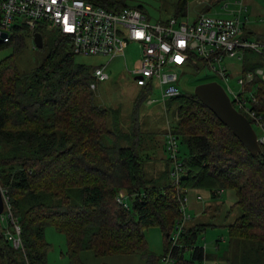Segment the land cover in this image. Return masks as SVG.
Returning a JSON list of instances; mask_svg holds the SVG:
<instances>
[{"label":"trees","instance_id":"obj_1","mask_svg":"<svg viewBox=\"0 0 264 264\" xmlns=\"http://www.w3.org/2000/svg\"><path fill=\"white\" fill-rule=\"evenodd\" d=\"M83 1L112 12L141 11L128 5L130 0ZM186 2L180 0L179 14H184ZM244 32L248 38L254 34L246 28ZM38 33L44 48L45 31ZM21 42L17 39L0 49ZM197 63L204 67L196 60L186 69L198 70ZM15 64L13 55L0 63V186L9 206L0 219V260L19 264L14 260L18 257L26 264H47V227L65 236L69 264H84L81 254L87 251L95 257L141 255L153 263L144 231L155 226L162 231L168 253L179 217L175 189L172 184L147 188L145 161L137 145L121 144L128 139L118 129L119 113H112L117 115L111 117L116 131H110L108 112L95 103L90 89L93 67L75 62L71 42L60 34L33 70L21 72ZM256 65L247 61L244 68ZM259 97L264 109V85ZM170 101L178 105V121L171 132L186 149L179 184L213 198L218 190L232 192L235 201L230 211L239 214L226 226L230 240L239 243L228 262L264 264V147L253 156L193 94ZM122 191L129 194L124 195L126 207L118 202ZM73 193L78 202L70 196ZM47 196L58 201L48 203ZM15 226L20 230L18 248L6 237L7 232L17 237ZM205 227L185 229L180 248L172 252L175 264L207 260L203 248L196 245ZM185 250L189 260L183 257Z\"/></svg>","mask_w":264,"mask_h":264},{"label":"built area","instance_id":"obj_2","mask_svg":"<svg viewBox=\"0 0 264 264\" xmlns=\"http://www.w3.org/2000/svg\"><path fill=\"white\" fill-rule=\"evenodd\" d=\"M221 9L227 18L201 13L192 23L180 22L175 17L151 22L139 9L112 12L83 0H0V46L21 39L24 31L33 38L39 29L51 27L69 39L75 56L109 59L105 65L93 68L94 83L90 89L94 91L97 82L109 79L106 71L109 62L122 54L129 43L136 44L140 49V59L130 75L135 85L144 91L145 97L159 90L163 103L181 95L176 87V69H186L189 62L199 60L221 81L217 83L225 90L233 107L250 122L262 148L264 109L259 92L264 85V41H251L246 37L247 7L243 0H224ZM247 53L260 58L261 68H244L247 61L252 63ZM225 60H236L241 64L236 79L237 91L230 86L234 64ZM145 97L143 101L148 105L157 101ZM165 138L167 158L171 162L169 176L178 186L184 176L178 139L170 130ZM224 193V190H218L215 196ZM188 198L177 188L175 200L179 218L174 225L168 253L162 258L164 264L174 263L172 252L180 248V238L191 221ZM4 202L6 210L8 202L5 199ZM118 202L124 204V198H119ZM14 228L17 237L8 232L6 237L18 248L20 232L17 226Z\"/></svg>","mask_w":264,"mask_h":264},{"label":"rangeland","instance_id":"obj_3","mask_svg":"<svg viewBox=\"0 0 264 264\" xmlns=\"http://www.w3.org/2000/svg\"><path fill=\"white\" fill-rule=\"evenodd\" d=\"M179 2L180 0H130L128 5L140 8L151 22L166 21L172 17H177L180 22L192 23L201 13L210 17L227 18L221 9L224 5V0H187L184 14L178 13ZM243 2L247 7V22L244 28L254 33L249 37V40L262 41L264 35V0H243ZM44 31V48H37L32 36L24 31L21 34V45H11L0 49V63L13 55L16 68L21 72H29L39 66L46 57L51 42L59 34L51 27L45 28ZM249 57L251 58V64H257L255 67L261 68L262 62L254 53H251ZM139 59L140 49L136 44L132 43H129L122 54L112 59L107 65L106 70L109 79L96 83V89L94 90L95 103L98 107L108 112L106 125L110 131H116L111 126V117L116 119L117 115L113 116L112 113H119L118 129L128 139L127 143L122 141L121 144L131 147L137 145L136 149L141 155L142 160L145 161L144 174L147 188H165L172 184L175 189V195L177 188L187 194L189 196L188 213L191 215V221L187 223L186 229L189 228L188 224L193 228L205 225V229L199 233L196 239V245L202 247L204 253L208 256L217 257L219 260L218 264H229L228 260L234 256L237 244L239 243L237 240H230L226 226L233 222L239 214L237 210L230 211L235 201L234 194L225 191L222 196L213 198L208 192H203L202 194L195 191L189 192L182 188L180 184L176 186L170 176H168V172L171 170V162L167 158L164 139H166L168 130L173 131L174 125L177 124L178 105L170 100H167L165 103L161 102L160 93L157 89L145 97L142 90L135 85L130 75L138 64ZM108 61L109 59L106 57L75 56V62L93 68L105 65ZM225 62L234 64L231 67L233 76L230 79V86L233 90L237 91L239 86L236 79L238 78L237 74L240 73L241 64L236 60H225ZM197 65L198 70L176 69L178 74L176 87L182 95L193 94L194 88L199 84L221 82L210 69L201 67L200 63H197ZM141 96L157 101L148 105L144 101H140ZM105 144L108 148L112 147L108 142H105ZM2 149L5 155L4 159L10 162V156L6 154L7 150L5 148ZM178 150L179 158L183 159L186 149L180 141H178ZM6 172L9 173V170L6 169ZM2 192L4 199L8 201L6 193ZM120 193H123L120 198H126L124 195L129 197L126 191ZM74 194H70V196H73V200L78 202L79 199L75 198ZM194 194H199L201 199L197 201L194 198L196 197ZM57 201V199H53L50 196L46 197V202L48 203H55ZM8 209L5 211H9ZM203 210L205 211L201 213ZM10 216L7 213V217ZM169 216L171 217V215ZM3 217H5L4 214L0 219L3 220ZM9 220L12 223V219ZM144 236L149 254H153L154 259H156L155 264H164L162 258L165 256V246L161 229L156 226L150 227L144 231ZM44 239L48 245L46 263L69 264L66 255L67 244L65 236L57 232L53 227H47L44 230ZM245 244L249 245L250 243ZM239 247H242V243L239 244L237 251ZM21 250L23 249L21 248ZM183 255L184 259H190L188 251H185ZM81 259L84 264H151L141 255L95 257L90 251L83 252ZM14 260L19 262V264H26L25 261L18 257L14 258ZM210 262L212 261L208 260L207 262V260H203L202 262H194V264H210ZM0 264L5 263L0 260ZM168 264H175V261Z\"/></svg>","mask_w":264,"mask_h":264},{"label":"water","instance_id":"obj_4","mask_svg":"<svg viewBox=\"0 0 264 264\" xmlns=\"http://www.w3.org/2000/svg\"><path fill=\"white\" fill-rule=\"evenodd\" d=\"M33 41L37 48L43 47V37L40 33L33 35ZM193 95L232 131L233 135L253 156L260 153L261 147L250 122L233 107L227 93L217 82L199 84L194 88ZM4 212L5 202L0 186V217Z\"/></svg>","mask_w":264,"mask_h":264},{"label":"crops","instance_id":"obj_5","mask_svg":"<svg viewBox=\"0 0 264 264\" xmlns=\"http://www.w3.org/2000/svg\"><path fill=\"white\" fill-rule=\"evenodd\" d=\"M249 32H251L252 33V31H250L249 30ZM164 146H165V139H164ZM196 197H194L197 201H199V198L201 197L199 194H194ZM191 196V195H190ZM205 210H203L201 213H203ZM200 226H205V225H199V226H197V227H200ZM188 227L190 228L191 226H190V224H188ZM187 227V228H188ZM153 255V254H152ZM209 258L207 259V262H208V260H211L212 262H210V264H218V258L217 257H212V256H208ZM154 258V257H153ZM151 263V262H150ZM156 263V259H154V261H153V263H151V264H155ZM225 264H227V263H225Z\"/></svg>","mask_w":264,"mask_h":264}]
</instances>
